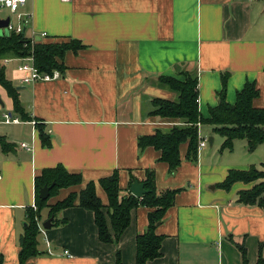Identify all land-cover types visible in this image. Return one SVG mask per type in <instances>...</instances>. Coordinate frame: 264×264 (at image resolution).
Returning a JSON list of instances; mask_svg holds the SVG:
<instances>
[{
    "label": "crops",
    "instance_id": "obj_1",
    "mask_svg": "<svg viewBox=\"0 0 264 264\" xmlns=\"http://www.w3.org/2000/svg\"><path fill=\"white\" fill-rule=\"evenodd\" d=\"M7 17L13 25L26 19L22 34L29 40H74L82 48L65 53L63 72L49 82L23 85L20 58L2 61L32 121L18 119L0 86V113L18 120L0 121V136L14 146L12 152L0 151L1 264H19L18 238L27 210L35 205L34 179L56 166L80 175L81 181L60 189L47 206L79 194L90 182L107 206L98 181L115 172L121 197L149 172L157 192H176L156 227L161 255L151 264H240L236 244L244 245L249 264L256 263L262 244L264 259V209L238 203V193L254 183L237 182L228 190L218 186L230 170L262 167L264 143L250 153L245 140H234L232 150L220 151L223 138L212 126L199 124V141L208 136L211 145L206 138L191 162L182 144L180 165L172 173L159 151L138 148L139 138L182 125L151 115L153 100L177 98L159 84L161 76L181 79L182 71L195 73L197 107L204 119L219 102L223 74L226 103L234 105L248 82L258 91L253 108L264 110V0H26L17 14L0 9V19ZM33 122L42 124L49 147L41 145ZM149 211L145 206L131 211L119 242L105 244L98 240L93 213L77 201L50 218L45 207L38 225L43 228L50 220L51 226L37 237L41 254L25 264H114L117 254L121 264H134L135 239L147 228Z\"/></svg>",
    "mask_w": 264,
    "mask_h": 264
},
{
    "label": "trees",
    "instance_id": "obj_2",
    "mask_svg": "<svg viewBox=\"0 0 264 264\" xmlns=\"http://www.w3.org/2000/svg\"><path fill=\"white\" fill-rule=\"evenodd\" d=\"M82 46L78 41L71 40L62 43H45L36 41L31 45V40L24 34L9 33L0 36V86L5 90L12 101L13 113L20 121H32L21 106L18 92L12 82L7 79L2 60L7 57L25 58L33 57L34 66L40 73L51 74L57 70L63 72L62 59L67 51L76 52ZM181 79L161 76L158 78L160 85L177 94L174 101L153 100L154 109L152 116L163 119H178L182 125L174 126L169 130H157L154 135L138 139V148L153 147L160 152V161L168 164L169 172H174L180 165L179 147L187 144L186 158L191 162L197 159L198 127L208 125L213 127V132L223 138L220 151L232 150L234 140H245L247 151L252 153L264 143V110L255 109L252 101L258 96V91L253 83H245L243 88L236 94L234 105L226 103L224 91L227 74L221 78V93L218 104L210 109L209 117L204 119L197 107V78L190 71H182ZM35 130L43 147L50 146V137L44 131L42 124L35 122ZM14 146L0 136V151L9 153ZM81 178L78 174L68 173L63 167L44 169L34 179L35 187V210H27L25 227L18 238L20 251L18 254L19 264L31 257L41 254L38 250L37 237L39 235L38 221L43 208H49V218L65 208L71 207L78 202L82 209L91 211L97 228L98 240L105 244L118 243L130 222V213L138 206L150 209L147 219L148 226L145 231L137 235L135 239L136 255L134 264H151L161 255L160 247L162 237L156 235L155 230L161 223L166 211L173 205L175 191L167 190L157 192L154 188L153 177L149 172L147 178L142 182L146 193L138 199L128 193L119 196L118 175L113 173L98 181L104 190L108 205L103 206L95 194L94 183H88L79 194H70L62 201L52 206H47V201L60 189H66L80 184ZM241 182L254 185L238 193V203L243 205H256L264 209V164L262 169L250 167L247 171L230 170L226 179L218 186L228 190L233 184ZM49 197L43 201L38 198L39 190L44 186L52 185ZM240 253V264H249L247 252L243 244H236ZM2 257L0 256V264ZM121 264L119 255H116L115 263ZM255 264H264L262 257V244L258 247L257 261Z\"/></svg>",
    "mask_w": 264,
    "mask_h": 264
},
{
    "label": "built area",
    "instance_id": "obj_3",
    "mask_svg": "<svg viewBox=\"0 0 264 264\" xmlns=\"http://www.w3.org/2000/svg\"><path fill=\"white\" fill-rule=\"evenodd\" d=\"M64 2L68 0H62ZM26 0H0V9L9 10L11 13L17 14V9L24 5ZM19 16V15H17ZM26 19L19 21L16 25L11 24L10 20L8 23V26L6 30L9 33H15V34H21L24 30V27L26 25ZM36 41L31 39V45H33ZM3 61V60H2ZM19 61H21V64L18 66L17 70L20 73V82L23 85L32 84L35 82H49L56 80L60 77V72L55 70L51 74L48 73H40L37 68L34 66L33 57L27 56L25 58H20ZM7 60L5 59L3 63H6ZM0 118H2V121L4 123H16L18 120L16 118H12L11 115L7 112L0 113ZM33 124H35L33 122ZM197 127H199V124H197ZM206 138L200 139L198 143V148H202L206 145ZM21 148H24L26 150H29L26 144H21ZM33 209H35V205H32ZM39 233L44 235V229L41 228V226L38 225ZM45 245L49 247V243L45 240ZM47 253L50 254L49 248H47ZM64 254H67L64 252Z\"/></svg>",
    "mask_w": 264,
    "mask_h": 264
},
{
    "label": "water",
    "instance_id": "obj_4",
    "mask_svg": "<svg viewBox=\"0 0 264 264\" xmlns=\"http://www.w3.org/2000/svg\"><path fill=\"white\" fill-rule=\"evenodd\" d=\"M9 23V18L5 19H0V36L2 35H8V31L6 30L7 26ZM0 105L3 106V103L0 99ZM212 139L211 137L208 139V144L211 145ZM53 184L50 186H44L42 187L39 192H38V198L40 200L45 201L49 197V191L52 188ZM129 192L132 194L134 197L140 199L142 196L146 193L144 190L143 184L139 183L138 181H133V183L129 187ZM51 226L50 220L46 221L44 225L42 226L44 229H49Z\"/></svg>",
    "mask_w": 264,
    "mask_h": 264
},
{
    "label": "rangeland",
    "instance_id": "obj_5",
    "mask_svg": "<svg viewBox=\"0 0 264 264\" xmlns=\"http://www.w3.org/2000/svg\"><path fill=\"white\" fill-rule=\"evenodd\" d=\"M1 16H3V17H5V16H9V14L8 13H3V14H1ZM6 74H7V77L9 78V79H11L12 78V76H10V71L9 70H7L6 69ZM13 83H14V85H15V82L13 81ZM15 88L17 87L16 85L14 86ZM3 112H5V111H2V113ZM0 121H2L1 119H0ZM3 122V121H2ZM211 131V130H210ZM204 132V131H203ZM204 138H207L208 139V136L207 137H204ZM256 169H258V170H261L262 169V167H261V165H259V168L258 167H255Z\"/></svg>",
    "mask_w": 264,
    "mask_h": 264
}]
</instances>
